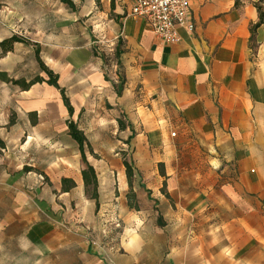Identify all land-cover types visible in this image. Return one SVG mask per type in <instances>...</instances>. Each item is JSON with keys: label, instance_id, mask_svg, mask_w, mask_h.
Instances as JSON below:
<instances>
[{"label": "crops", "instance_id": "obj_1", "mask_svg": "<svg viewBox=\"0 0 264 264\" xmlns=\"http://www.w3.org/2000/svg\"><path fill=\"white\" fill-rule=\"evenodd\" d=\"M132 3L110 0L94 33L69 10L33 29L73 111L44 81L0 91L13 117L0 124V250L14 240L25 264H264V23L250 39L254 7L190 0L193 31L163 43Z\"/></svg>", "mask_w": 264, "mask_h": 264}, {"label": "rangeland", "instance_id": "obj_2", "mask_svg": "<svg viewBox=\"0 0 264 264\" xmlns=\"http://www.w3.org/2000/svg\"><path fill=\"white\" fill-rule=\"evenodd\" d=\"M73 6L64 3L61 0H48L44 2L43 6L36 3L22 2L21 7L16 0H0V40L10 36L11 34H17L22 37H28V43H15L13 49L6 53L0 52V73H5L6 76L12 79L19 78H29L35 76L41 71L39 62L36 58V50H38L34 38H37V33L33 30L36 27H44L49 25L54 26V21L50 16L51 9L55 10V19L57 17H66L67 11H70V22L72 24H88V27L94 33V29L97 24H99V17H96L97 11L106 10V14L109 18V13L107 11L108 4L110 0H71ZM235 6H251L256 10V6L259 7L261 12H264V0H232ZM65 9V10H64ZM91 11V12H90ZM96 11V13H95ZM257 12V11H256ZM22 13L25 17H21ZM64 13V14H63ZM112 14V13H111ZM47 16V18H46ZM104 20V17H103ZM62 22V21H60ZM84 22V23H83ZM264 23V19H263ZM256 31V30H255ZM264 34V26H263ZM40 75V74H39ZM41 76L47 77L44 72H41ZM6 83V84H5ZM9 86H17L12 82L3 81L0 76V91L3 93L4 89ZM4 120H8L9 123L12 122L13 117L9 114L6 119L0 112V124ZM5 141L0 140V146L4 145ZM3 152L0 151L2 155ZM37 156H41L36 153ZM189 164V162H188ZM7 169H11L13 166L7 163L5 165ZM160 169L165 167V164H157ZM206 170L203 169V172ZM203 174V173H202ZM207 177L201 176L200 179L202 183H205ZM91 189V188H90ZM89 189V194L91 190ZM14 240L7 241V245L0 250V264H25L29 259V255L26 250H22L20 247L16 246ZM45 263V260H41L39 264ZM30 264V263H29Z\"/></svg>", "mask_w": 264, "mask_h": 264}, {"label": "trees", "instance_id": "obj_3", "mask_svg": "<svg viewBox=\"0 0 264 264\" xmlns=\"http://www.w3.org/2000/svg\"><path fill=\"white\" fill-rule=\"evenodd\" d=\"M61 1L73 6V3L71 0H61ZM256 11H257V15H258V20L255 23H253L252 25H250V28H249L250 39L254 38V33H255L256 28L260 24L263 23V19H264V12H261L259 7H257V6H256ZM18 42L28 43V38L19 36V35L14 33L8 37L1 39L0 40V52L6 53L8 51H11L13 49V45L15 43H18ZM36 58L39 62V66H40L41 71H43L47 75V78H43L42 76L37 74L29 80H26L25 78L12 79V78H9L8 76H6L5 73H0L2 80L17 84L22 89H27L33 83L42 82V81H44L50 85H53L55 88L59 89V91L62 95L63 102H64L65 106L67 107L68 113L72 114L73 108L70 105L68 98L65 96L63 89L60 88L58 83H57V75L55 73H53L52 70H50L48 67H46L40 61L39 56H38V50H36ZM67 126H68V133L78 143V147H79L81 156H82L83 160L86 162L85 155H84V146L86 143V137H85L83 131L80 130L77 127V124L75 122H73L72 120L68 121ZM119 128H123V125L121 123H119ZM123 164L125 166L126 176L128 179V183L130 185L131 184L130 177H131L132 169H131V166L126 159L123 160ZM81 174H82L84 185L86 187H91V190H92L91 196L96 199L97 198V193H96L97 179H96V174H95V170H94L93 166L90 165L88 162H86V168L82 169Z\"/></svg>", "mask_w": 264, "mask_h": 264}, {"label": "built area", "instance_id": "obj_4", "mask_svg": "<svg viewBox=\"0 0 264 264\" xmlns=\"http://www.w3.org/2000/svg\"><path fill=\"white\" fill-rule=\"evenodd\" d=\"M130 13L144 18L163 43L177 41L179 27L187 31L194 29L190 0H133Z\"/></svg>", "mask_w": 264, "mask_h": 264}]
</instances>
